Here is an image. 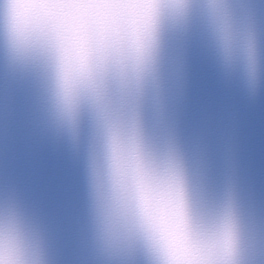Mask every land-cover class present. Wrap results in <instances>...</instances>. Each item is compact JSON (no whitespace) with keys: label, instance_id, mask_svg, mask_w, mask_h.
<instances>
[{"label":"water","instance_id":"obj_1","mask_svg":"<svg viewBox=\"0 0 264 264\" xmlns=\"http://www.w3.org/2000/svg\"><path fill=\"white\" fill-rule=\"evenodd\" d=\"M224 11L228 41L205 0H192L181 21L165 20L139 86L109 74L105 96L136 116L148 144L180 152L212 205L232 190L242 264H264V0H225ZM104 136L90 103L69 117L50 74L12 62L0 26V212L22 221L43 264H147L98 194Z\"/></svg>","mask_w":264,"mask_h":264},{"label":"clouds","instance_id":"obj_2","mask_svg":"<svg viewBox=\"0 0 264 264\" xmlns=\"http://www.w3.org/2000/svg\"><path fill=\"white\" fill-rule=\"evenodd\" d=\"M44 6L36 9L35 4ZM192 0H143V11L122 14L113 0H0L2 26L14 64L50 74L63 111L73 117L82 101L104 130L103 154L93 157L100 198L125 224L147 264H242L240 225L231 189L219 204L190 181L171 144L145 141L134 114H115L105 80L117 74L137 87L154 63L165 20L181 21ZM226 41L231 26L225 0H205ZM250 69L254 52L249 42ZM0 264H43L22 221L0 212Z\"/></svg>","mask_w":264,"mask_h":264},{"label":"snow or ice","instance_id":"obj_3","mask_svg":"<svg viewBox=\"0 0 264 264\" xmlns=\"http://www.w3.org/2000/svg\"><path fill=\"white\" fill-rule=\"evenodd\" d=\"M43 6L44 5L41 3L34 5L36 9ZM111 6L122 14L139 15L143 11V0H113V4Z\"/></svg>","mask_w":264,"mask_h":264}]
</instances>
